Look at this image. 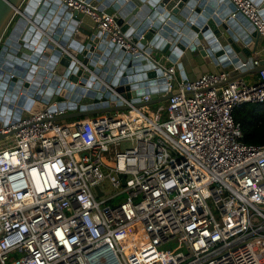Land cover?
I'll return each instance as SVG.
<instances>
[{
	"label": "built area",
	"instance_id": "1",
	"mask_svg": "<svg viewBox=\"0 0 264 264\" xmlns=\"http://www.w3.org/2000/svg\"><path fill=\"white\" fill-rule=\"evenodd\" d=\"M61 1L149 60L145 35L127 34L116 15ZM229 1L231 19L244 16L264 37L255 4ZM158 68L167 88L158 95L173 93L165 120L163 107L151 118L103 82L129 110L71 124L45 110L0 131L15 132L0 142V264H264V145L246 144L234 117L264 104V69L248 83L228 73L177 82L175 66ZM173 241L185 251L161 250Z\"/></svg>",
	"mask_w": 264,
	"mask_h": 264
},
{
	"label": "water",
	"instance_id": "2",
	"mask_svg": "<svg viewBox=\"0 0 264 264\" xmlns=\"http://www.w3.org/2000/svg\"><path fill=\"white\" fill-rule=\"evenodd\" d=\"M98 14L116 15L127 34L145 35L131 55L112 43L94 20L61 0H0V131L24 112H64L52 121L79 120L127 111L111 86L136 106L167 102L162 60L177 64L183 81L191 69L243 79L264 69L254 65L262 36L229 0H83ZM264 19V0H251ZM253 44V45H251ZM152 62V64H150ZM144 94L151 101L141 103ZM118 104L115 107V104ZM0 134V142L11 136ZM102 196L99 188L97 189ZM259 251L264 245H257Z\"/></svg>",
	"mask_w": 264,
	"mask_h": 264
},
{
	"label": "trees",
	"instance_id": "3",
	"mask_svg": "<svg viewBox=\"0 0 264 264\" xmlns=\"http://www.w3.org/2000/svg\"><path fill=\"white\" fill-rule=\"evenodd\" d=\"M234 117L242 125L246 144L264 145V104H256L249 109L245 105L235 111Z\"/></svg>",
	"mask_w": 264,
	"mask_h": 264
},
{
	"label": "rangeland",
	"instance_id": "4",
	"mask_svg": "<svg viewBox=\"0 0 264 264\" xmlns=\"http://www.w3.org/2000/svg\"><path fill=\"white\" fill-rule=\"evenodd\" d=\"M158 54L159 53H155L154 55L156 56ZM195 71H196L195 73H198L199 69H195ZM190 73H191V76H193L194 70H191V68H190ZM167 105H168L167 102L151 105V106H149V110L147 112V115L151 118H155L157 113H158L159 108L163 107L165 109V111L161 113V119L165 120L168 117V114L166 111ZM252 106L253 105L248 104V105H246V108L249 109ZM129 147H130V143H125V144H123L122 149L124 150V149H127ZM103 189L107 192L108 195H112V194L116 193V192L112 191V187L110 185H107V184L104 185ZM161 250L164 252H168V251L177 252V251H185V248H184V246L180 245L178 241H173V242H170L168 244L163 245V247H161Z\"/></svg>",
	"mask_w": 264,
	"mask_h": 264
},
{
	"label": "crops",
	"instance_id": "5",
	"mask_svg": "<svg viewBox=\"0 0 264 264\" xmlns=\"http://www.w3.org/2000/svg\"><path fill=\"white\" fill-rule=\"evenodd\" d=\"M251 45H253V44H251ZM157 53H159V52H157ZM156 58L162 60L163 61L162 64L164 66H166V67L167 66H175L176 69H177V74H176V80H177V82L183 81V79H182V77L180 75V71L178 69V63L181 62V60H179L177 64H174V63L170 62L168 59H164L163 56L160 53L158 55H156ZM255 59L257 61H261V62L264 61V37H262L261 43H260V45H259V47L257 49V52L255 54ZM190 68L191 67L189 66V69ZM195 72L196 71L194 70V73H193V76L194 77H199V76H201L203 74L208 73L206 71V69L205 70H199L198 73H195ZM243 79L245 81H247L248 83H255V82L258 81V75L257 74H252V75H249V76H247V77H245ZM29 115H31V114L25 111L24 114H23V117H27ZM75 121H78V120H74V119H72V120H66V121H63L62 123H69V124H71V123H73Z\"/></svg>",
	"mask_w": 264,
	"mask_h": 264
}]
</instances>
